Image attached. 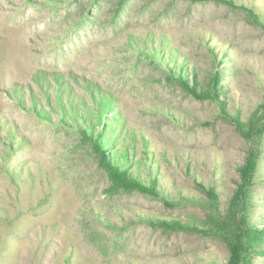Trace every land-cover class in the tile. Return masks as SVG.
<instances>
[{"label": "rangeland", "instance_id": "rangeland-1", "mask_svg": "<svg viewBox=\"0 0 264 264\" xmlns=\"http://www.w3.org/2000/svg\"><path fill=\"white\" fill-rule=\"evenodd\" d=\"M250 224L264 0H0V264H264Z\"/></svg>", "mask_w": 264, "mask_h": 264}, {"label": "trees", "instance_id": "trees-1", "mask_svg": "<svg viewBox=\"0 0 264 264\" xmlns=\"http://www.w3.org/2000/svg\"><path fill=\"white\" fill-rule=\"evenodd\" d=\"M248 184L245 183V186L242 188H246L245 192H238L234 196V202H232V206L229 209L231 211L232 216H237L240 219L248 220L249 219V214H251L249 210L250 202L249 199L250 197L246 194L248 190ZM231 216V215H230ZM242 222V221H241ZM238 231H245V236L250 243H262L264 240V229L256 226V225H244L240 226L238 228ZM231 251V257L230 261L228 264H249V263H243L242 261V249L231 246L230 248Z\"/></svg>", "mask_w": 264, "mask_h": 264}]
</instances>
